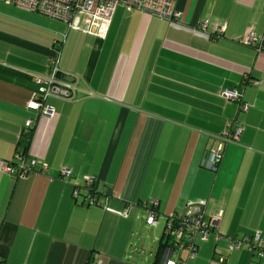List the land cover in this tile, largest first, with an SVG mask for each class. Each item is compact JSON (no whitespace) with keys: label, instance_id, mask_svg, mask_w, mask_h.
<instances>
[{"label":"crops","instance_id":"obj_1","mask_svg":"<svg viewBox=\"0 0 264 264\" xmlns=\"http://www.w3.org/2000/svg\"><path fill=\"white\" fill-rule=\"evenodd\" d=\"M175 1L179 21L118 5L97 39L0 0V264L264 258L236 246L264 235V49L240 41L247 30L264 41V0ZM53 58L73 87L68 100L49 91L47 116L27 101L49 84ZM235 120L239 139L215 162ZM191 204L207 220L221 211L217 228L193 255H174L171 215Z\"/></svg>","mask_w":264,"mask_h":264},{"label":"built area","instance_id":"obj_2","mask_svg":"<svg viewBox=\"0 0 264 264\" xmlns=\"http://www.w3.org/2000/svg\"><path fill=\"white\" fill-rule=\"evenodd\" d=\"M12 4L17 5L20 8L27 10L37 11L45 14L51 18H55L64 22L68 29H76L88 34L95 36L97 39H104L107 35L111 18L115 8L118 5L124 6L127 10L138 9L156 15L160 18L166 19H178L180 13L175 8V0H6ZM204 26L205 24H201ZM221 34V32H219ZM217 36H213L215 39ZM242 43L254 47L255 49H261L262 45L260 43L263 41L256 36L252 30H247L244 37L240 40ZM57 59L53 58L50 61L51 71L48 75L49 84L39 85L37 95H32L27 101V107L33 110H37L47 116H52L54 114V109L51 106L42 105L43 98L49 95V91L53 92L58 98L63 100L70 99L69 89H72V84L67 83L63 80H58L55 78L58 72ZM42 77V78H44ZM253 82V81H252ZM222 95L226 98H239L238 92L231 89H226L222 91ZM33 123L32 119H27L24 123V130L29 131ZM240 127L237 126V121L230 123L228 129L221 132V142L212 151L213 158L219 160L223 150L224 141H237L239 139ZM16 157L20 159L17 154ZM39 165L40 168H47V163L41 160L31 159L30 167L34 165ZM17 167L22 173V168H25L23 164ZM4 170H12L14 172L13 166H5ZM66 171V170H64ZM88 181H90L89 177ZM73 195H77V188L73 190ZM154 204L155 200H151ZM203 207L200 205H188L183 208L176 217L182 218L184 221L185 231L177 230V237L181 238L186 234L185 239L181 245L189 243L188 248L191 249L190 255L195 252L194 239L200 236L201 239H205L210 231H214L217 227H213L216 218L221 214L218 211L213 216H209V219H205V215L202 211ZM214 221V223H213ZM146 222L148 225H154L156 223V215L154 211H150L147 215ZM219 237L216 234V239ZM242 244H247L251 249L257 248L256 254L262 256L264 251V235L260 231H256L254 234L243 235L237 239V247ZM224 261L225 257H221ZM158 264H184L182 262H175L171 260L162 261Z\"/></svg>","mask_w":264,"mask_h":264},{"label":"trees","instance_id":"obj_3","mask_svg":"<svg viewBox=\"0 0 264 264\" xmlns=\"http://www.w3.org/2000/svg\"><path fill=\"white\" fill-rule=\"evenodd\" d=\"M136 10H138V9H136ZM180 17H181V14H180ZM180 17L178 19L171 18V19H167V20H170V21H179L180 20ZM202 23L205 24V25L202 26L201 25ZM205 27H206V22H204V21L197 22V24L195 25V28H199V29H202V30ZM204 31H206V30H204ZM261 45H262V48L261 49H264V41L262 43H260V46ZM151 204H153L152 201H151ZM180 211H176L175 213H173V215H171L172 221H171V223L169 225L170 228H169V232H168L169 240L166 243H169V245L171 246L172 250H180V249L182 250L184 248V250H187L188 251V254H189L190 251H191V249L188 248L189 243L187 242L186 244L181 245L183 243V240L186 237V234H184L181 238H178L177 237V230H178V228H180V231L186 232L185 231V228H184V226H185L184 225V222H183L184 220L182 218H180V217H176V215H178L180 213ZM199 237L200 236H197L194 239V242H195L194 243L195 250L197 249V241L199 240ZM224 261L222 263H224Z\"/></svg>","mask_w":264,"mask_h":264},{"label":"rangeland","instance_id":"obj_4","mask_svg":"<svg viewBox=\"0 0 264 264\" xmlns=\"http://www.w3.org/2000/svg\"><path fill=\"white\" fill-rule=\"evenodd\" d=\"M119 8H121L123 11H124V7L122 6V7H119ZM120 11V9H118L117 10V12H119ZM39 16H42V17H44V18H47V17H49V16H46V15H41V14H39ZM49 18H51V17H49ZM48 18V19H49ZM52 19H54V18H52ZM51 20V19H50ZM54 22H60V21H57V19H55V20H53ZM60 23H63L62 21L60 22ZM64 24V23H63ZM66 25V24H65ZM91 36H93V35H91ZM95 37V36H94ZM96 38V37H95ZM220 249L217 251V254L219 255L220 253ZM239 253H245L247 256H245L244 257V260L243 261H241L240 262V264H246L247 263V257L249 256L248 255V253H247V251L245 250V249H241L240 251H234L233 253H232V262H234V263H237L238 261H239V259L240 258H238V254ZM176 254H184V251L183 252H180V250H177L175 253H174V255H176ZM242 259V258H241ZM193 260V263L195 262V261H197L198 259L197 258H193L192 259ZM248 260H249V257H248ZM252 264H264V258H259V257H257V256H252ZM214 261H216V263L217 264H219V262L217 261V260H214ZM203 263L205 264V260L203 261ZM231 263V262H230ZM223 264V263H222Z\"/></svg>","mask_w":264,"mask_h":264},{"label":"clouds","instance_id":"obj_5","mask_svg":"<svg viewBox=\"0 0 264 264\" xmlns=\"http://www.w3.org/2000/svg\"><path fill=\"white\" fill-rule=\"evenodd\" d=\"M172 261V260H171Z\"/></svg>","mask_w":264,"mask_h":264}]
</instances>
